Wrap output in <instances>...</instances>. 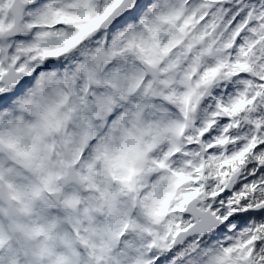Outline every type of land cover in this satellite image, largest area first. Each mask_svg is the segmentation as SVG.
Returning <instances> with one entry per match:
<instances>
[{
	"label": "snow or ice",
	"instance_id": "1",
	"mask_svg": "<svg viewBox=\"0 0 264 264\" xmlns=\"http://www.w3.org/2000/svg\"><path fill=\"white\" fill-rule=\"evenodd\" d=\"M0 264H264V0H0Z\"/></svg>",
	"mask_w": 264,
	"mask_h": 264
}]
</instances>
